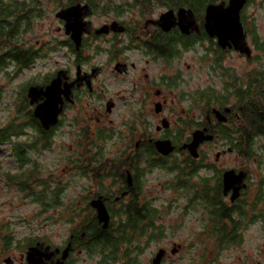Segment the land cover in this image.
Returning <instances> with one entry per match:
<instances>
[{
  "label": "flooded vegetation",
  "instance_id": "1",
  "mask_svg": "<svg viewBox=\"0 0 264 264\" xmlns=\"http://www.w3.org/2000/svg\"><path fill=\"white\" fill-rule=\"evenodd\" d=\"M2 1L0 264H264V244L248 261L246 243L250 226L264 230V30L250 0L228 35L206 18L228 0ZM76 4L78 47L56 16ZM55 21L59 39L46 38ZM55 50L64 63L17 90ZM200 207L204 227L184 234Z\"/></svg>",
  "mask_w": 264,
  "mask_h": 264
},
{
  "label": "rangeland",
  "instance_id": "2",
  "mask_svg": "<svg viewBox=\"0 0 264 264\" xmlns=\"http://www.w3.org/2000/svg\"><path fill=\"white\" fill-rule=\"evenodd\" d=\"M116 1L119 2L121 0H116ZM125 1L131 2L132 0H125ZM56 3L57 4H55L54 2L56 8H58L59 7L58 5L65 3V1L60 2V0H57ZM250 3L252 5L247 7V13L250 15L253 11H255L256 12L254 17L255 24L257 25V27H260L261 29L263 28L264 30V6H260V4H264V0H250ZM173 6H175V4H173ZM45 10L50 14V16H53V12L50 8H46ZM129 13H132V10ZM51 25L54 26L53 29ZM51 25L48 26L47 24L45 26V29L48 28V31L45 33V37L46 38L56 37L57 39H59L60 37L59 33L58 32L56 33L54 31L55 27L58 25V22L55 21ZM63 56H64L63 50H55L51 53V56L49 57L48 60L39 59L35 63L33 68L27 69L26 71H24V74L18 75L15 78L14 82L16 83V86H18L17 90L20 88L21 81L27 79L32 73H46L49 70L53 69L55 66L64 63ZM14 88H16L14 87V85H10L9 87H7L8 93L12 92ZM256 145H264V140L258 139ZM150 178L152 180L151 183L153 184L151 188L152 195L159 200L156 205L162 208V212L165 213L166 210H164L163 204H165L166 201L168 200V197L171 196V192L163 190L162 188H160L161 186L157 184V181L162 180L160 179V173L158 171H154V173L151 174ZM3 193L4 192H2V194ZM182 202L183 200L180 201V204H182ZM8 208H9L8 206L5 207L6 210H8ZM201 209L202 208L200 207V211L196 213H192L190 216H188L186 227L183 230L184 234L190 231L191 230L190 228H194L195 231L197 232L204 227L205 221L202 220L203 217H202ZM25 210H30V207ZM169 220H170L169 218H165V221H169ZM246 243L248 244V251H247L248 261H251L254 257H258L260 253L259 248L261 247L262 244H264V230L260 223H257L248 228ZM254 260L256 259L254 258L252 261Z\"/></svg>",
  "mask_w": 264,
  "mask_h": 264
},
{
  "label": "water",
  "instance_id": "3",
  "mask_svg": "<svg viewBox=\"0 0 264 264\" xmlns=\"http://www.w3.org/2000/svg\"><path fill=\"white\" fill-rule=\"evenodd\" d=\"M248 0H228V3L230 4L227 8L223 7V2H221V5H210L207 9V21L208 24L210 26L213 27V31L211 33H214L215 35H228L229 32L228 31H224L225 29H229V28H233V27H241V23H240V19H239V12L240 9L242 8L243 4L246 3ZM88 8L89 7L87 5H85L84 8ZM83 8V6H81L80 4H76L64 9H61L60 11L57 12L56 16L59 18H63L66 21V27L67 30H72L71 27H74L78 24V18L76 17L77 13L81 12V9ZM90 10H88L85 13H89ZM186 13V14H192L191 10H186L184 7L179 9V14L180 13ZM172 14V10L167 12V14ZM117 24V23H116ZM73 31V30H72ZM72 38L74 39L76 46H79V33H75V31H73L72 33ZM240 39L242 40V42H245L244 40V32H241V36ZM57 83V82H56ZM55 82L52 83L47 89H49L46 93V95L50 98H53V94L54 91L58 92V87ZM56 84V86H54ZM37 91V89L35 87L30 88L29 90V94L31 95V97H33L34 93ZM58 98V97H56ZM57 115V114H56ZM194 144L193 146H196L197 143L200 141V138H198V136H195V140H194ZM156 147L164 154L168 153L171 151L172 146L169 145L168 142H164V141H157L156 143ZM237 186L231 185V184H227L225 186V191L229 190V189H234V193L232 195V199H234L237 196V192L239 188H236Z\"/></svg>",
  "mask_w": 264,
  "mask_h": 264
},
{
  "label": "trees",
  "instance_id": "4",
  "mask_svg": "<svg viewBox=\"0 0 264 264\" xmlns=\"http://www.w3.org/2000/svg\"><path fill=\"white\" fill-rule=\"evenodd\" d=\"M64 0H60V2H63ZM71 1H78V0H68V2ZM205 1H217V0H132V2L135 3H141V4H148L151 2H157V3H166V4H187L192 7H197L198 4L205 2ZM64 4V3H62ZM9 11V6L7 4H4L2 0H0V18L5 19V15ZM249 145H251L250 139L248 140Z\"/></svg>",
  "mask_w": 264,
  "mask_h": 264
}]
</instances>
